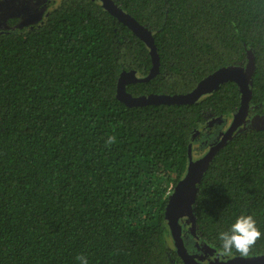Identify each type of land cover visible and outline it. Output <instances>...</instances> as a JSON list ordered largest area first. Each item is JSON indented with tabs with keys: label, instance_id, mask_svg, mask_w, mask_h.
Masks as SVG:
<instances>
[{
	"label": "trees",
	"instance_id": "1",
	"mask_svg": "<svg viewBox=\"0 0 264 264\" xmlns=\"http://www.w3.org/2000/svg\"><path fill=\"white\" fill-rule=\"evenodd\" d=\"M111 1L159 55L153 78L125 86L133 97L184 95L222 68L248 76L247 120L191 190L185 247L220 253L219 234L240 215L264 233V0ZM152 66L100 0H61L41 22L0 30V264H79L81 254L88 264H185L171 195L189 145L218 143L242 92L228 80L191 104L121 102V73L146 78ZM263 256L264 237L247 257Z\"/></svg>",
	"mask_w": 264,
	"mask_h": 264
},
{
	"label": "water",
	"instance_id": "2",
	"mask_svg": "<svg viewBox=\"0 0 264 264\" xmlns=\"http://www.w3.org/2000/svg\"><path fill=\"white\" fill-rule=\"evenodd\" d=\"M102 7L111 15L124 23L134 34L138 35L140 40L148 49L152 60V69L146 78H140L136 71L121 73L117 84L118 99L128 106H145V105H185L197 101L201 96L210 94L217 90L225 81H234L241 88V107L234 114L231 124L229 125L223 138L209 148L206 154L194 160L192 155V145L188 149V166L184 177L177 183L171 195L169 215H170V231L173 238V244L179 257L185 264H264L263 257H237L227 258L216 262L200 263L195 261L185 248L182 237V219H188L195 212L193 191H191L203 174L208 160L217 151L238 128L247 120L249 109V99L252 91L249 87L247 79L234 68H222L212 74L208 79L201 81L197 87L190 93L184 95H148L133 97L126 93L124 88L130 83L144 82L153 78L159 71V55L157 47L154 43L152 34L140 25L135 18L124 12L120 7L115 5L111 0H100ZM189 215V216H188ZM188 216L187 218H185Z\"/></svg>",
	"mask_w": 264,
	"mask_h": 264
},
{
	"label": "rangeland",
	"instance_id": "3",
	"mask_svg": "<svg viewBox=\"0 0 264 264\" xmlns=\"http://www.w3.org/2000/svg\"><path fill=\"white\" fill-rule=\"evenodd\" d=\"M61 0H0V30H7L13 28H23L41 22L45 18L46 13L51 8L56 6ZM250 69H247L249 72ZM242 73V72H241ZM245 79H248L246 73H242ZM194 149L193 158H199L204 155L209 149L208 144L197 142ZM188 251L187 247H185ZM198 250H201L199 246ZM205 257L197 256L196 254L188 251L189 255L197 262L211 263L228 258L223 256L216 250L212 251L209 248Z\"/></svg>",
	"mask_w": 264,
	"mask_h": 264
},
{
	"label": "clouds",
	"instance_id": "4",
	"mask_svg": "<svg viewBox=\"0 0 264 264\" xmlns=\"http://www.w3.org/2000/svg\"><path fill=\"white\" fill-rule=\"evenodd\" d=\"M115 142L116 137L113 135L107 139L106 144L111 146ZM262 237H264V233L258 228L254 217L251 215H240L228 231H223L219 234L220 254L229 256L235 250L241 256L247 257L257 241ZM76 259L79 264H88L87 257L83 254L77 256Z\"/></svg>",
	"mask_w": 264,
	"mask_h": 264
},
{
	"label": "flooded vegetation",
	"instance_id": "5",
	"mask_svg": "<svg viewBox=\"0 0 264 264\" xmlns=\"http://www.w3.org/2000/svg\"><path fill=\"white\" fill-rule=\"evenodd\" d=\"M194 149L192 148V155L194 156ZM203 156V155H202ZM202 156H200V157H202ZM199 157V158H200ZM194 160H196V159H198V158H193ZM194 215V214H193ZM189 216V215H188ZM188 216H186L185 218H187ZM194 217L195 216H193V218H191V215L188 217V219H182L181 221H182V227H183V229H182V237H183V240H186L187 239V235L190 233V230L192 229V225L194 224ZM185 232V233H184ZM184 243H185V241H184Z\"/></svg>",
	"mask_w": 264,
	"mask_h": 264
}]
</instances>
